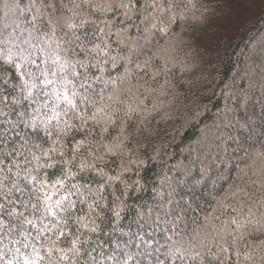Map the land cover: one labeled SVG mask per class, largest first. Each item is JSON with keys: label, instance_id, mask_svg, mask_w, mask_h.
Instances as JSON below:
<instances>
[{"label": "snow or ice", "instance_id": "1", "mask_svg": "<svg viewBox=\"0 0 264 264\" xmlns=\"http://www.w3.org/2000/svg\"><path fill=\"white\" fill-rule=\"evenodd\" d=\"M178 7L176 0H3L0 242L8 243L0 264H264V167L241 170L231 202L203 222L189 216L190 203L158 194L154 206L135 211L138 227L153 229L147 240L135 234V253L124 250L130 241L99 259L95 246L85 247L102 224L123 234L113 222L133 211L130 191L143 190L124 179L136 161L110 174L105 157L123 161L125 132L136 128L159 75L149 38ZM218 147L210 135L197 148L202 172Z\"/></svg>", "mask_w": 264, "mask_h": 264}, {"label": "trees", "instance_id": "2", "mask_svg": "<svg viewBox=\"0 0 264 264\" xmlns=\"http://www.w3.org/2000/svg\"><path fill=\"white\" fill-rule=\"evenodd\" d=\"M176 3L179 7L158 22L149 38L152 71L159 69V75L136 128L125 132L123 161L118 155L105 157L110 174L119 172L124 162L136 161L124 179L139 180L143 190L130 191L126 200L133 211L119 225L113 222L123 234L102 224L94 243L85 245L96 247L93 255L98 259L100 252L110 254L117 242L123 247L130 241L124 250L137 252L135 234L147 240L145 233L153 229L141 230L135 211L154 206L158 194L190 203L195 211L189 216L203 222L205 215L221 210V201L231 202L226 197L241 170L264 167V0ZM210 135L219 147L211 167L202 172L206 165L197 161L196 150ZM7 243L3 239L0 248Z\"/></svg>", "mask_w": 264, "mask_h": 264}, {"label": "rangeland", "instance_id": "3", "mask_svg": "<svg viewBox=\"0 0 264 264\" xmlns=\"http://www.w3.org/2000/svg\"><path fill=\"white\" fill-rule=\"evenodd\" d=\"M260 48V47H259ZM256 50H257V48H256Z\"/></svg>", "mask_w": 264, "mask_h": 264}]
</instances>
